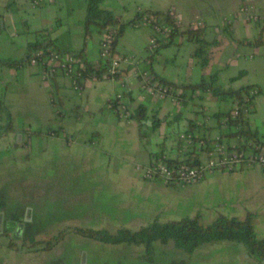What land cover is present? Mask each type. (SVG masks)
Masks as SVG:
<instances>
[{
	"label": "crops",
	"instance_id": "1",
	"mask_svg": "<svg viewBox=\"0 0 264 264\" xmlns=\"http://www.w3.org/2000/svg\"><path fill=\"white\" fill-rule=\"evenodd\" d=\"M244 4L253 7L259 21H247L238 13ZM99 5L112 11L115 27L123 24L112 54L131 61L119 62L116 79L102 75L81 83L78 95L55 63L51 75L43 79L40 66L24 57L27 43L40 39L41 34L60 53L79 50L84 41V0H41L35 6L27 0H0V58L20 61L14 67L0 65V96L5 106L0 127L7 118L12 126L0 133V192L5 197L0 219L2 231L13 240L21 238L25 223L39 239V231L70 226L137 229L154 220L191 215L171 204V195L178 192L170 188L186 185L164 184L157 177L143 179L134 165H145L157 156L180 160L192 150L203 160L205 152L185 149L178 134L212 139L221 124V117L212 114L227 111L232 101L219 100L207 91L186 93L177 102L169 96L158 98L141 88V71L168 84L251 85L257 94L246 126L264 143V33L261 44L242 42L254 38L264 24V0H101ZM143 10L168 11L179 21L171 42L151 53L146 49L151 28L141 17L135 18ZM195 17L207 42L204 65L192 56L195 44L183 32L192 28ZM100 36L93 31L85 40L84 58L92 67L100 63ZM116 95H123L130 107L141 104L144 118L140 122L118 118L105 105ZM56 127L60 135L49 136L46 130ZM67 138L71 143L64 142ZM223 138L228 144L235 142L233 136ZM212 181L218 200L208 210V221L216 214L238 219L249 214L255 235L264 237V172L257 166L214 171L191 185L205 191ZM190 190L180 193L181 201L186 203L197 194ZM14 211L21 215L17 221L8 219ZM24 214L26 220L21 221ZM6 241V236H0V264H92L96 259L85 248L91 244L111 255L106 260L98 257L102 264L126 260L147 264L142 245L105 244L74 233H66L47 251H17L6 247ZM165 246L172 243L152 244L150 264L155 258L169 264L159 259ZM220 250L226 251L227 264L235 260L262 264L250 258L241 243L215 241L214 252ZM184 254V259L190 255Z\"/></svg>",
	"mask_w": 264,
	"mask_h": 264
},
{
	"label": "trees",
	"instance_id": "2",
	"mask_svg": "<svg viewBox=\"0 0 264 264\" xmlns=\"http://www.w3.org/2000/svg\"><path fill=\"white\" fill-rule=\"evenodd\" d=\"M85 10L84 17L82 20L83 27V45L82 47L74 52H71L83 66V75L88 78H98L105 74L106 63L100 64L98 67H92L85 60L84 48L85 40L88 38L93 31L102 34L109 27H115L116 19L112 11L102 8L99 4L101 0H84ZM144 14H150L156 16L166 27L169 32L167 34V40L160 44V46L171 42L170 37L178 32V27L171 17L168 11H150L143 10L135 15V18H139ZM122 25H118L116 28L115 37L112 41V47L116 41L118 35L121 32ZM187 34L188 39L195 44V48L192 56L201 64L204 65L207 62V42L202 37V28H188L183 31ZM40 34L41 32H37ZM264 33V24H261L256 35L249 41H242L246 43H252L254 45L261 44L262 36ZM52 42L44 38L41 34L40 39H36L32 42H28L26 45L25 60H28L30 56L37 50L41 51V54L45 56L47 54L46 49L48 47L54 49L51 46ZM55 50V49H54ZM57 51V50H55ZM59 52V51H57ZM112 52V51H111ZM20 61L14 59H1L0 65L16 66ZM117 77V74H116ZM167 87L174 90L177 89V96L183 98L186 93L197 92L201 93L207 91L210 95L218 98L219 100H230L237 101L239 104V112L236 118L231 119L229 116V109L225 112L213 113L212 116L218 118L221 117V124H218V135L220 137H235L244 138L245 140H252L260 145L264 146L257 139L255 131L249 129L246 126V115L253 112V98L248 94L251 85H242L237 88H222L217 86L215 83L200 81L195 84H168L160 80ZM5 111V106L0 96V115ZM130 119H134L140 122L144 118V107L141 104H137L134 107H130ZM221 125V126H220ZM12 128L10 119L7 118L6 123L0 127V133L8 131ZM46 131H52L58 134L60 131L59 127L48 128ZM205 140V146L203 149H199L205 152L208 148L207 144L210 140ZM165 160L169 164H175L178 162H186L189 165L197 164L199 159V153L195 150L187 151L185 157L178 160L166 158ZM5 206V197L0 192V210ZM21 217L18 211L12 212L8 219L17 221ZM29 223H25L24 230L21 238L16 241L8 236V233L2 231L0 236H6V247L20 250H50L66 233H74L84 238H88L97 242L105 244H133L142 245L144 252L142 259L150 264L153 257L154 242L166 243L170 241L175 249L182 250L183 252L190 254L198 246L204 243H210L215 241H231L241 243L244 247L245 253L257 262L264 260V237H257L254 233L253 226L251 223L250 215L247 214L244 218L238 219L236 217H228L222 214H216L213 220L209 223H202L199 221L198 215L184 216L176 220H167L163 222L152 221L144 226H140L137 229H128L125 227H118L113 231L106 229H93L88 227L70 226L57 230L54 234L49 235L45 238H35L34 234L29 229ZM184 263L180 260L179 264ZM169 264H172L171 262Z\"/></svg>",
	"mask_w": 264,
	"mask_h": 264
},
{
	"label": "built area",
	"instance_id": "3",
	"mask_svg": "<svg viewBox=\"0 0 264 264\" xmlns=\"http://www.w3.org/2000/svg\"><path fill=\"white\" fill-rule=\"evenodd\" d=\"M32 6L38 5L41 0H27ZM238 13L247 21H259L260 16L253 10L250 5H242L238 9ZM172 19L178 24V19L171 15ZM141 21L149 25L152 33L147 38L146 49L148 52H154L161 43L167 40L169 32L166 27L156 16L144 14L141 16ZM201 25L199 19L195 17L190 26L192 28ZM116 28L109 27L104 31L98 43V56L100 64L106 63V70L104 76L109 79H116L118 64L121 61L130 62L131 59L126 56L112 54V41L115 37ZM47 54L43 56L41 51H35L27 60L28 63L38 65L41 68V75L43 79H47L54 70L53 64L59 72L68 80L70 88L76 93L80 94L82 91V84L89 78L83 75V66L78 59L71 53H60L48 47ZM141 88L146 89L151 95L158 98L169 96L177 102V91L167 87L165 84L155 79L151 73L144 70L140 74ZM248 94L255 96L257 89L250 88ZM106 107L112 111L118 118L128 120L130 115V106L123 95H116L113 98L107 99ZM239 112V104L237 101L231 102L229 108V116L231 119L236 118ZM59 134V133H58ZM52 131L48 132L49 136H56ZM60 135V134H59ZM63 138V135L61 136ZM178 139L182 141L185 149L191 147L196 149H203L205 140L201 137H195L189 132H181L178 134ZM64 142L71 143V139H64ZM205 151V158L200 160L195 165H189L186 162H178L169 164L166 162L164 156H157L152 161L145 165L135 164L134 168L139 172L143 179L149 180L155 177L160 178L164 184L175 185H191L202 180L205 175L211 174L214 171L230 172L240 168L257 166L264 172V146L252 140H245L244 138H235L233 144H228L223 137L216 135L210 139Z\"/></svg>",
	"mask_w": 264,
	"mask_h": 264
},
{
	"label": "rangeland",
	"instance_id": "4",
	"mask_svg": "<svg viewBox=\"0 0 264 264\" xmlns=\"http://www.w3.org/2000/svg\"><path fill=\"white\" fill-rule=\"evenodd\" d=\"M214 179V178H212ZM171 192H178L177 195H171L172 202L174 205H176L179 209H181V212H185V214H191L189 215L190 217L194 216L192 215L193 213L191 212H197L199 215V221L202 223H209L211 220H213L214 216L210 221H208V217L206 216L208 213V210L214 208V202L218 200V196L216 193H214V181H212L208 186L205 191H199L197 185H186L185 187H177V188H170ZM188 189H191L190 191L197 192V194H193L191 198H189L188 202H183L179 198L181 196L180 193L184 191H188ZM196 207V208H195ZM196 210V211H193ZM207 211V212H206ZM206 212V213H205ZM184 214V215H185ZM196 215V214H195ZM51 218V217H47ZM50 224V223H49ZM42 226V225H41ZM54 228V225H51ZM43 227V226H42ZM39 227V228H42ZM50 228V227H49ZM40 233L37 234L39 238H45L48 237L51 234H54L56 230L52 229V231H46L45 233ZM43 234V235H40ZM105 245V244H104ZM85 248L88 249L89 253L92 254L93 258L92 259V264H102L100 263V260H97V258H110L111 255L107 254L104 251H100L96 246L94 245H85ZM166 250L163 252L159 259H165L166 263L167 261L172 264H179L180 260H182L184 263L182 264H227L225 261V256H226V251H218L217 253L214 252V242L210 243H204L198 246L189 256L188 258L184 259L183 257L186 256L182 250L175 249L173 246H165L164 247ZM66 251V250H65ZM160 254V253H159ZM117 253H114V256H117ZM183 256V257H182ZM155 258V263L154 264H164V262H160ZM230 262V261H229ZM231 264H251V262L242 260L241 262L239 260H235L233 262H230ZM123 264H135L133 260H126L125 263Z\"/></svg>",
	"mask_w": 264,
	"mask_h": 264
},
{
	"label": "water",
	"instance_id": "5",
	"mask_svg": "<svg viewBox=\"0 0 264 264\" xmlns=\"http://www.w3.org/2000/svg\"><path fill=\"white\" fill-rule=\"evenodd\" d=\"M26 220V214H24L21 218V221H25ZM3 229V223H2V218L0 219V232ZM262 264H264V260L262 261Z\"/></svg>",
	"mask_w": 264,
	"mask_h": 264
}]
</instances>
